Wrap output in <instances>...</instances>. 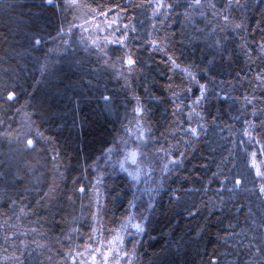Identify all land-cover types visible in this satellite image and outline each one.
<instances>
[{
  "label": "trees",
  "instance_id": "obj_1",
  "mask_svg": "<svg viewBox=\"0 0 264 264\" xmlns=\"http://www.w3.org/2000/svg\"><path fill=\"white\" fill-rule=\"evenodd\" d=\"M67 1L0 0L17 93L0 98V264H85L131 214L129 264H264V0H163L159 18L153 0H74L123 40L100 49ZM135 116L146 155L173 157L150 202L103 158Z\"/></svg>",
  "mask_w": 264,
  "mask_h": 264
},
{
  "label": "rangeland",
  "instance_id": "obj_2",
  "mask_svg": "<svg viewBox=\"0 0 264 264\" xmlns=\"http://www.w3.org/2000/svg\"><path fill=\"white\" fill-rule=\"evenodd\" d=\"M67 2L70 5V11L75 15V27L86 40H91L93 44L97 45L98 49L102 48V46L114 44L115 34L112 35V31L109 32L112 24L111 21L105 19L103 15H101V19H98L96 16L97 13L91 8L86 7L83 3H77L74 0H68ZM158 3L162 5L160 8L156 7ZM152 4L153 15L155 18H159L163 13V9H165L163 0H153ZM127 59L128 57L125 61L126 65H128ZM197 101L198 99L193 97L188 107L185 108L187 111L186 129H192L193 125L201 117L200 110L197 106L200 102ZM144 121L145 120L139 116H135L131 119L125 129V134L121 136L118 151L115 152V149L111 146L103 158H105L106 164L112 162L113 165L119 166L122 171L127 172L130 177L135 180L136 184L141 187L138 197H145L146 200L150 202V199L157 193L156 190L158 189L154 181L157 180L159 172L164 173L168 165L173 162V157L167 156L165 160L162 162L158 161L157 164L156 156L150 157V154L149 156L146 155V150H148L152 138ZM118 152V157H116L115 155ZM133 152L136 153L135 163H133V159L131 158ZM163 156H165V154H163ZM253 164L256 173H263L261 166L256 160H253ZM159 167L160 170L158 169ZM259 177L261 178L262 176ZM136 224L143 225L142 221L138 220L133 214L129 215L114 235L108 240L103 241L100 238V241H98L95 246L97 249L91 253V257L88 256L86 258L85 264H129L132 257L128 255L125 250L124 242L129 236L128 230L135 228L133 225ZM97 231L98 229L93 231L94 238L97 236ZM98 238L97 236V239ZM83 252L85 253L87 251L84 250ZM85 255H87V253H85Z\"/></svg>",
  "mask_w": 264,
  "mask_h": 264
},
{
  "label": "snow or ice",
  "instance_id": "obj_3",
  "mask_svg": "<svg viewBox=\"0 0 264 264\" xmlns=\"http://www.w3.org/2000/svg\"><path fill=\"white\" fill-rule=\"evenodd\" d=\"M195 3H196L197 5H199V4H200V0H195ZM161 6H162V5H160L159 3L156 5L157 8H160ZM225 19H227V17H225ZM113 42H114V43H121V44H122V43H123V40H116V41H113ZM134 63H135V61L131 58V56H129L128 59H127V64H128L129 66H131V65H133ZM189 75L191 76V74H189ZM201 87L203 88L204 86H201ZM6 89H7V85L0 84V98L6 99V101H13V100H15V98H16V96H17V93H16L15 91H7V92H6V96H5V95H4V91H6ZM203 95H204V93H203V91H202V92H201V97H203ZM106 99H107V98H106ZM197 102H198V101H197ZM249 102H251V101H249ZM136 111L139 112V111H142V109L137 108ZM190 131H191V133H192L193 135H196V134H197V129H196V128H192V129H190ZM245 135L251 136V133L248 132V131H246V132H245ZM24 147L27 148V149L32 148V147H33V141H32V140H27V142H26V144L24 145ZM253 155H255V154H253ZM135 157H136V153L133 152V153L131 154V158L133 159V163H135ZM257 175L264 177V173H260V172H258ZM234 183H235L236 185H239V184H240V181H239V180H236V181H234ZM81 191H83V189H81ZM259 192L262 193V194H264V186H261V187L259 188ZM21 212H23V209H21ZM133 227H135L138 231H143L142 226L139 225V224L133 225ZM246 247H252V245H247ZM256 250H257V251H260L259 248H257Z\"/></svg>",
  "mask_w": 264,
  "mask_h": 264
}]
</instances>
